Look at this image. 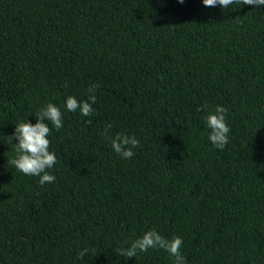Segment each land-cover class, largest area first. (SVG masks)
Wrapping results in <instances>:
<instances>
[{
    "label": "trees",
    "instance_id": "16d2710c",
    "mask_svg": "<svg viewBox=\"0 0 264 264\" xmlns=\"http://www.w3.org/2000/svg\"><path fill=\"white\" fill-rule=\"evenodd\" d=\"M94 84L91 116L66 109ZM49 102L63 127L41 185L8 136ZM217 105L223 150L205 124ZM108 125L140 141L132 158ZM153 229L183 239L186 264H264V6L0 0V264H173L117 254Z\"/></svg>",
    "mask_w": 264,
    "mask_h": 264
},
{
    "label": "clouds",
    "instance_id": "9594fccd",
    "mask_svg": "<svg viewBox=\"0 0 264 264\" xmlns=\"http://www.w3.org/2000/svg\"><path fill=\"white\" fill-rule=\"evenodd\" d=\"M183 4L185 0H178ZM206 7H221L228 9L230 6L248 5L251 7L264 6V0H202ZM99 84H94L88 89L89 95L86 100H78L75 96H69L66 100V109L70 112L77 110L84 116H91L94 112L93 105L96 102V90ZM207 105L198 108L203 111ZM227 108L223 105H217L214 112H209L205 117V124L209 129V141L220 150H223L229 143V133L231 131L227 123ZM36 123L25 120L15 125L12 135L8 136L9 142L15 146L16 156L10 163L21 173L27 176L39 177V183H53L56 177L49 173L57 163V157L50 151L51 141L49 139L52 129L59 130L63 127V113L56 104L49 102L41 108L36 114ZM108 125L104 134L110 137ZM259 130V129H258ZM257 130V131H258ZM111 138L113 151L123 159H130L135 155L133 149L140 146V141L135 136L116 134ZM183 239L179 236L168 239L161 235L155 229L146 231L140 238L131 242L130 246L122 247L117 254L126 259L137 257L139 252H147L149 249H163L172 258L173 264H186V258L181 252ZM88 252L85 248L78 254L80 259Z\"/></svg>",
    "mask_w": 264,
    "mask_h": 264
}]
</instances>
